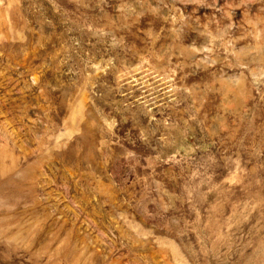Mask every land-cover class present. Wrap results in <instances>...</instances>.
Returning <instances> with one entry per match:
<instances>
[{"label": "rangeland", "instance_id": "rangeland-1", "mask_svg": "<svg viewBox=\"0 0 264 264\" xmlns=\"http://www.w3.org/2000/svg\"><path fill=\"white\" fill-rule=\"evenodd\" d=\"M0 264H264V0H0Z\"/></svg>", "mask_w": 264, "mask_h": 264}]
</instances>
